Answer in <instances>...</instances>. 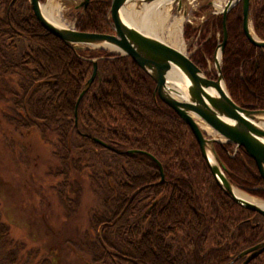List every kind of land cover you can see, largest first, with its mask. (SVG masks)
Returning <instances> with one entry per match:
<instances>
[{
    "label": "trees",
    "instance_id": "trees-1",
    "mask_svg": "<svg viewBox=\"0 0 264 264\" xmlns=\"http://www.w3.org/2000/svg\"><path fill=\"white\" fill-rule=\"evenodd\" d=\"M11 1L0 0V79H18L16 88L7 85L12 103L4 117L16 128L55 133L54 155L60 166L54 175L63 177L57 192L67 215L75 212L80 195L77 189L74 198L68 197L69 174L89 169L98 203L89 219L96 232L88 242L94 263L226 264L264 240V217L253 220L250 211L217 186L189 128L129 57L106 55L99 60L100 78L81 99L75 122V100L91 68L82 59L85 52L75 53L47 32L22 8L26 0H14L8 10ZM109 7L110 0H90L76 19V30L108 29ZM250 7L255 34L264 39V0H251ZM226 31L221 72L228 93L241 107L264 110V49L243 34L239 6L227 14ZM214 33L211 52L216 33L222 38L221 18ZM196 57L192 61L204 67ZM89 136L122 153L101 147ZM127 150L155 157L163 180L151 158ZM223 160L231 182L264 199V182L252 160L226 154ZM235 209L248 214H236ZM6 235L0 222V244ZM248 264H264V250Z\"/></svg>",
    "mask_w": 264,
    "mask_h": 264
},
{
    "label": "rangeland",
    "instance_id": "rangeland-1",
    "mask_svg": "<svg viewBox=\"0 0 264 264\" xmlns=\"http://www.w3.org/2000/svg\"><path fill=\"white\" fill-rule=\"evenodd\" d=\"M13 1L10 2L8 7ZM40 1L46 9H48L47 5L55 4L65 20L66 27L75 28L78 15H83L85 12L82 13V8L75 7L80 0ZM208 1L211 0H184V5L187 6L185 16H183V9L178 10L176 5L170 4L161 5L157 8L155 3L138 7L129 5L126 11L139 13L143 16L141 21H144L145 24H151L154 21L149 19L148 14H145L143 6L150 7L149 10L152 13L168 10L169 21L182 18L180 37L184 43L183 51L191 60L199 53L201 57H196V59L201 61L204 67H208L205 70L203 67L201 69L207 77L210 74L215 78L213 80H216L213 58L205 55L198 40L196 41L193 36L190 37L188 33L186 34L188 25L187 30L192 33L201 27L208 16L219 14L220 10L216 6L219 5V1L223 4L224 0H212L215 4L209 5V15H206L208 13H205L206 11L200 13L205 8V4L207 6ZM22 8H26L25 12L29 10L33 15L27 0ZM106 21L109 26L102 33L112 34L113 28L109 8ZM251 27H253V24H251ZM253 30L254 28H251L252 34L257 37ZM210 34L212 35V33ZM213 36L215 38V33ZM216 39V43H221L218 42L219 33H216ZM83 51L85 56H82V59L87 61H89L88 59H95L97 61L98 76L95 79L100 78L99 60L106 55H118L95 47H87ZM89 62L91 68L89 69L88 78L93 69L92 62ZM17 79V76L5 77L3 81L0 79V222L7 230L6 238L0 244V264H41L43 259L47 260V264H101L94 263L88 251V242L96 236L95 230L90 226L89 219L92 211L98 208L97 200L89 183V169L84 168L79 173L71 170L72 172L69 174L68 180L72 184L70 190L67 189L68 197L74 198V191H77V189L80 190V195L75 212L67 215L57 192L63 177L54 175V169L60 166L59 160L54 155L57 149L55 133L47 130L42 133L36 128L30 130L16 128V126L10 124V118L6 119L4 117L5 112L12 103L10 102V95L6 93L7 85L16 88ZM95 79L93 82L96 81ZM9 114L11 115V113ZM74 121H77V119L74 118ZM118 122V125L124 124L121 121ZM101 140L106 142L103 139ZM74 153L75 151L72 152L73 155ZM74 157L76 156L74 155ZM81 164L85 165L84 162ZM235 186L248 193L239 185L235 184ZM248 195L264 203V199L249 193ZM235 213L248 214L240 212L238 209H235ZM113 223H108V225L112 226ZM10 241L11 243H9ZM121 256L126 258L124 255ZM107 264H111L110 261Z\"/></svg>",
    "mask_w": 264,
    "mask_h": 264
},
{
    "label": "water",
    "instance_id": "water-1",
    "mask_svg": "<svg viewBox=\"0 0 264 264\" xmlns=\"http://www.w3.org/2000/svg\"><path fill=\"white\" fill-rule=\"evenodd\" d=\"M27 1L39 24L75 53L83 51L87 47H95L123 57H129L153 80L155 93H160L163 101L173 110L179 120L189 128L217 186L230 196L237 205L264 217V206H259L234 193L236 188L243 194L250 196L237 188L228 178L226 174L227 167L218 156L215 148V144H221L222 142L208 134L203 128L204 126L209 127L213 133L223 138L224 142H230L237 148H242L246 155L254 161L259 176L264 182V110L247 109L231 99L220 65L227 37L225 26L227 13L237 4L241 6L242 32L246 39L250 44L262 50L264 49V40L258 39L251 31L250 0H224L220 7L222 41L213 55L216 80L209 79L205 72L181 50L169 46L152 34L145 33L142 29H137L130 19L125 18L129 14L126 11L129 5L138 7L153 3H155L156 8L161 5H176L178 10L183 9V16H185L187 6L184 5V0H112L109 7V16L113 28L112 34L82 32L60 25L45 12V5H42L40 0ZM89 1L80 0L75 7L82 8L83 13ZM214 4L211 0L208 1L207 6ZM205 13H207L206 15L210 14L209 10ZM88 60L92 62L93 69L76 99L74 106L75 119H77L81 99L95 77L98 76L97 61L95 59ZM172 70L179 72L184 79L180 89L183 96L175 90V85L169 79ZM90 139L105 149L118 154L122 153L97 137L91 136ZM125 153L147 155L158 165L159 181L163 180V168L151 154L141 150H127ZM263 250L264 240L242 250L233 260L240 258L243 259L241 264H248Z\"/></svg>",
    "mask_w": 264,
    "mask_h": 264
},
{
    "label": "bare ground",
    "instance_id": "bare-ground-1",
    "mask_svg": "<svg viewBox=\"0 0 264 264\" xmlns=\"http://www.w3.org/2000/svg\"><path fill=\"white\" fill-rule=\"evenodd\" d=\"M217 7L222 6V2L219 1ZM48 9H45V12L58 24L66 26L65 20L61 16V12L59 11V8L56 7L55 4L51 3V5H47ZM145 8L144 12L145 14H148L149 19L153 20L154 22H151L149 25H145L144 21H141L142 17L139 13H129L125 16V18L132 22V24L139 30L145 31V33L152 34L153 36L163 40L166 44L169 46L181 50V52L184 53V43L182 42V39L180 37V31H181V24H182V18L169 21L168 16L169 14L167 11H156L155 13H152L147 6H143ZM147 8V9H146ZM170 81L175 85V90L182 95L181 85L184 83V79L179 74V72L172 70L169 75ZM183 96V95H182ZM205 131L213 136L214 138H217L219 141H223L224 139L213 133L211 129L207 126L203 127ZM234 193L238 196H242L243 198L248 199L249 201L259 205L264 206V203L254 197L247 196L240 192L238 189H234Z\"/></svg>",
    "mask_w": 264,
    "mask_h": 264
},
{
    "label": "flooded vegetation",
    "instance_id": "flooded-vegetation-1",
    "mask_svg": "<svg viewBox=\"0 0 264 264\" xmlns=\"http://www.w3.org/2000/svg\"><path fill=\"white\" fill-rule=\"evenodd\" d=\"M237 6H239L240 9H241L240 4L236 5L235 7H237ZM2 8H3V6H2ZM7 9L9 10V7ZM8 10H7V12H8ZM206 10H209V6H206V4H205V8L200 13H204ZM219 18H221V26H222V17H221V15L220 14H213V15L208 16L207 19H205L203 21V24L201 25V27L198 30L196 29V31H193L192 33H191L190 30H187L189 25L186 27V33L188 32L190 37L193 36V38H195L196 41L198 40L200 42V44H201L200 47H202L201 50L203 49V51L205 52V55L209 56L211 58H213L214 52H215V50H216V48L218 46V43H216L213 51L211 52L210 49L212 47L213 34H214V25L219 20ZM226 20H227V18H226ZM225 26H226V24H225ZM241 28H242V11H241ZM184 33H185V31H184ZM210 33H212V35ZM192 34H194V35H192ZM216 41H217V39H216ZM218 42H220V39H218ZM200 53H202V52H200ZM197 55L200 57L199 53ZM222 55H223V53H222ZM199 67H201V66H199ZM206 68L208 69L207 66L203 67L204 70ZM208 76H211V75L209 74ZM215 146H216L218 155H219V157L221 158V160L223 161L224 164H225V162H224L223 159H224V155L225 154H226V156H228L230 158H234L235 156L239 155V156H243L244 159H245V157H247L249 160H252L251 158H249L246 155L245 151L242 148H240V147L237 148L233 143L226 142L224 144H215ZM251 214H253V216H254L253 212H251ZM259 217H260V215L255 214V216L253 217V220L254 219H259ZM248 219L249 218H247L245 220H248ZM230 259L226 262V264H241L242 260H243V259H239V258L236 259V260H233L232 258H230ZM232 260H233V262H232ZM228 262H231V263H228Z\"/></svg>",
    "mask_w": 264,
    "mask_h": 264
}]
</instances>
